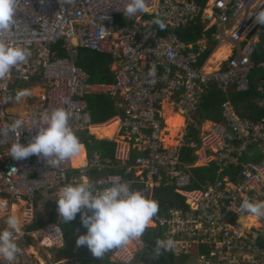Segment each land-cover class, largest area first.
Wrapping results in <instances>:
<instances>
[{"label": "built area", "instance_id": "2783aa9c", "mask_svg": "<svg viewBox=\"0 0 264 264\" xmlns=\"http://www.w3.org/2000/svg\"><path fill=\"white\" fill-rule=\"evenodd\" d=\"M128 2L17 0L13 27L0 33V42L25 47L29 53L27 63L13 67L9 76L0 80V196L26 204V226L16 234L20 252L14 264H33L24 248L30 238L48 242L51 249L63 246L57 194L63 186L78 180L69 177L75 169L74 157L55 168L36 155L13 159L9 149L17 137L8 130L9 125L21 116L25 118L19 142L27 145L37 132L32 118L64 108L70 114V127L85 148L92 144L83 140L90 135L85 119L89 109L86 97L93 92L122 99L124 142L132 144L129 148L118 146L117 165L96 151L91 153L86 168L107 171L95 188L109 186L106 181L113 176L143 192L165 182L185 196L188 207L170 209L168 216L156 215L152 220L162 232L159 241L175 242L168 252L188 256L192 264H264V218H258V226L238 223L244 199L264 201V164L245 160L255 147H264V81L259 84L260 119L240 116L229 101L222 106L224 123L211 122L206 129L208 121L201 115L207 91H249L252 71L264 69V61L256 63L253 59L263 32L261 24H254V13L264 7V0H208L204 9L194 0H146L149 11L133 16L125 11ZM152 15L167 24L165 33ZM196 23L206 30L214 28L218 40L227 34L232 44L231 55L216 71L206 72L198 65L208 50L204 40L189 44L178 34ZM194 46L197 51L191 50ZM58 47L65 56H59ZM82 49L113 58L118 69L112 83H91L90 75L78 65ZM152 69L154 76L149 75ZM36 81L45 85L39 109L31 115L11 113L10 97L17 86ZM165 106L171 108V116L184 119L182 137L174 146L165 140L169 137ZM185 146L194 149L197 161L204 166L216 167L214 182L201 184L194 179L191 170L199 166L181 159ZM133 154L137 157L131 163ZM115 167L124 171L112 173ZM13 168L16 171L10 172ZM194 184L199 187L192 188ZM43 201L51 208L54 220L30 230L36 219V204ZM142 247V240L134 239L104 255L113 264H136ZM70 264L82 262L75 259Z\"/></svg>", "mask_w": 264, "mask_h": 264}, {"label": "clouds", "instance_id": "9594fccd", "mask_svg": "<svg viewBox=\"0 0 264 264\" xmlns=\"http://www.w3.org/2000/svg\"><path fill=\"white\" fill-rule=\"evenodd\" d=\"M16 7L17 0H0V33L7 32L13 27ZM125 11L129 16H133L137 12L147 13L149 7L146 0H129ZM254 15L255 23L261 24L263 30L258 38L257 48L264 33V7L255 11ZM154 23L159 25L161 29L165 28V23L158 18L154 20ZM28 55L29 53L25 47L0 42V80L9 76L13 67L27 63ZM149 75L154 76L155 70H150ZM31 94L29 89L17 90L12 99L20 103ZM230 103L232 104V102ZM237 113L239 114L238 111ZM69 115L66 109L57 108L51 113L44 112L39 117H33L32 126L37 127V132L27 145L19 142L20 132L26 125L25 118L21 116L14 120L8 128L17 137L15 143L9 149L10 156L15 160H23L36 155L44 158L48 165L55 168L66 159L79 155L82 151V145L69 125ZM197 160L198 157L196 164L201 162ZM15 171L16 169L13 168L10 172ZM106 183L109 186L96 189L87 179H83L79 183H69L63 186L57 194V210L62 221L65 223L70 222L79 213L81 223L87 229L85 234L78 236L77 246H86L93 256L102 257L112 249L127 245L136 238H141L147 230L152 229L154 234L159 232V236L156 238L157 252L163 251L172 254L168 251L174 248L175 242L172 239L159 241L161 230L155 228V226L153 228L149 227L159 211V202L146 196L143 191L131 189L129 184L119 176L110 177ZM177 194L181 195L185 201L184 195ZM3 212V207H0V213ZM239 213L241 215L238 223L242 226L252 217L264 218V201L244 199L240 205ZM35 220H40V218L36 216ZM5 223L7 226L0 230V264H3L5 260L9 264H14L17 254L20 252L16 234L22 231V222L16 215L8 214ZM29 240L26 245L31 247L34 240L31 239V243ZM145 246L143 242L142 249ZM24 248L26 251L28 247ZM146 248L148 247L146 246Z\"/></svg>", "mask_w": 264, "mask_h": 264}, {"label": "trees", "instance_id": "16d2710c", "mask_svg": "<svg viewBox=\"0 0 264 264\" xmlns=\"http://www.w3.org/2000/svg\"><path fill=\"white\" fill-rule=\"evenodd\" d=\"M202 9L206 7V3L208 0H194ZM152 19L156 20L157 18L162 20L156 15L151 16ZM163 21V20H162ZM164 22V21H163ZM165 23V22H164ZM159 27V25H157ZM161 33H165L169 27L165 23V28L161 29ZM264 29V25H263ZM215 33L214 28L205 29L203 25L200 23L193 24L186 29H181L178 31L179 36L184 40L186 43L194 44L197 40L203 38L204 35H209L210 37ZM211 48H209L204 55L199 58V66H203L207 59L213 53L215 47L217 46V42L211 40ZM191 50L197 51V47L194 46ZM59 56H65V51L59 49L58 47ZM253 59L256 63L264 61V34L262 37L261 42L256 48L254 53ZM113 62V58L105 55L99 54L96 52L88 51L82 49L80 51V58L78 61V65L83 68L90 76L91 82L96 83H104L109 82L112 78V74L110 72V66ZM111 77V78H110ZM110 78V79H109ZM113 80L111 79V82ZM250 81L251 87L249 91L246 92H238L235 88L228 90L227 92L219 91L217 89H212L207 91L203 95V103L201 106V115L203 118L207 120H214L215 122L224 123V119L222 117V110L223 104L226 101L232 102L235 109L239 112V114L243 117H248L254 121L258 120L263 116L262 109L258 108L257 104L255 103L256 99L260 100L262 98L259 92V84L262 85L264 81V69L256 68L250 74ZM33 83V82H32ZM15 95L10 97L11 100ZM89 102L90 110L93 115V122L95 123H105L112 119L118 112L116 107L113 106L112 101L108 97H102L97 95L88 96L86 98ZM89 139H92L91 137ZM93 145L88 146V150L92 151H99L102 155L104 160L112 161L113 165H117L115 160V153H116V143L110 141H99L92 139ZM194 149L190 147H183L181 159L188 163L194 164L196 162L197 157L194 155ZM137 157L136 154L132 155L131 163H133L134 159ZM254 161L264 164V154L256 155ZM75 163V161H74ZM75 167L76 164H75ZM124 171L123 168L119 167L114 169L112 173H122ZM192 174L194 179L198 183H205V181L209 180L214 182L217 176V169L214 165H209L205 167L199 168H192ZM89 173L94 176L96 175L95 170H89ZM82 173L78 169H74L70 171L69 177L74 175L80 176ZM131 178V176H130ZM138 187V186H137ZM199 187V185L194 184L192 188ZM142 189V188H140ZM148 194L145 193V195ZM190 198L193 195L189 196ZM153 199L159 202V211L156 215L159 217H166L167 212L170 208H180L186 210L188 207L185 204L184 198L177 194L174 189L167 185V183H162V185L154 190V197ZM38 202L36 204V209L38 208ZM53 218L50 219L52 221ZM76 220V223H74ZM70 222H63L61 221V227L64 230V234L66 235V240L68 239L69 233L72 231H83L85 228L81 223V217L78 213L76 218ZM44 225V221L42 220H35L34 223L29 227L31 230H35ZM162 237V232L160 234L159 239ZM158 238L157 234H155V238L152 236L148 239L151 247L157 248V243L154 240ZM31 240V239H30ZM29 240V241H30ZM31 243V241H30ZM154 252L152 248H147ZM195 251V250H194ZM157 253L159 259L154 264H185L188 261V257H180L179 259L172 254H169V260L167 261L160 253ZM195 253V252H194ZM107 264H111L109 260Z\"/></svg>", "mask_w": 264, "mask_h": 264}, {"label": "crops", "instance_id": "0c3cea01", "mask_svg": "<svg viewBox=\"0 0 264 264\" xmlns=\"http://www.w3.org/2000/svg\"><path fill=\"white\" fill-rule=\"evenodd\" d=\"M260 2H261V0H260ZM264 34V33H263ZM202 40H204V43L208 46V48H211V40H214V41H216L217 42V46L215 47V49H214V51H213V53L211 54V56L207 59V61L205 62V64L203 65L204 66V70L205 71H207L208 72V68H214V71H216L217 69H219L220 68V66L223 64V63H225L224 61L225 60H227V58L231 55V53H232V44L230 43V41H229V38H228V35L227 34H225V35H223V38H221L220 40H218L214 35H212L211 37L209 36V35H204L203 36V38H201ZM262 40V39H261ZM229 42V43H228ZM226 43H228V45L226 44ZM222 46H227V47H229V51H230V54H229V56L224 60V61H220L217 65H215V66H212V67H209V61H210V59L212 58V56L215 54V52L219 49V48H221ZM59 49H61V48H59ZM62 50V49H61ZM59 53V52H58ZM117 69H118V65L117 64H115L114 63V60H113V62H112V64H111V66H110V72H111V74H112V80H114V76H115V72L117 71ZM213 72V71H212ZM91 77V76H90ZM109 78V79H110ZM111 79H110V81L109 82H104V83H96V82H91V83H93V84H96V85H98V84H110V83H112L111 82ZM43 86H42V85ZM29 85H31V88L32 87H37V88H42L43 90H45V85H44V83L43 82H41V81H36V82H33V83H31V84H29ZM19 86V85H18ZM18 86H17V89H19L18 88ZM90 96H92V95H97V96H102V97H108V98H110V101H112V103H113V106L114 107H116V109H117V114L112 118V119H110L109 121H107V122H105V123H95V122H93V115H92V112H91V110H90V106H89V109H88V111H87V113H86V116H85V119H86V123H87V125H88V132H89V137H86V136H84L85 138H84V140L83 141H85V140H91L92 141V139H94V140H99V141H110V142H114V143H116V152H117V148H118V146L119 145H124V147L125 148H129L132 144L131 143H125L124 142V140H126V139H124V137H125V135H124V133H123V131H122V128H121V122L123 121V119H124V117H125V107H124V104H123V101H122V99L120 98V97H112V96H110V95H106V94H100V93H95V92H93V93H91V94H89ZM88 95V96H89ZM87 96V97H88ZM86 97V98H87ZM88 101V100H87ZM255 103L257 104V106H258V103H259V99L257 100L256 99V101H255ZM88 104H89V102H88ZM39 105H40V103L39 104H37V106L35 107H32L31 108V106H29L28 104H27V108H25L24 109V107H21V106H18V107H14V108H10V106H9V110H10V112H14V113H16V114H20V115H31L32 113H34V112H36L38 109H39ZM258 108H259V106H258ZM170 110H171V108H168V106H165V108H164V116H165V118H166V122H167V120H168V125H167V127H168V129H170L171 127H172V121H171V118H170V116H171V112H170ZM169 112V113H168ZM176 117H180L179 115H176ZM180 119V118H179ZM182 119V118H181ZM180 119V120H181ZM113 120H118V127H117V129H116V131H115V133H114V135L111 137V138H102V137H99L97 134H95L94 132H92V129L94 128V126H100V125H103V124H108L109 122H111V121H113ZM182 121V124H184V122H183V120H181ZM214 121V120H213ZM212 122V121H211ZM211 122L208 120V122H206L205 124H204V128H209L210 127V125H211ZM215 122V121H214ZM170 125V126H169ZM172 134H175V136L177 135V133L175 132V133H172ZM168 136V135H167ZM166 136V137H167ZM92 138V139H89V138ZM91 145H93V142H92V144ZM170 145V144H169ZM88 144H86V147L84 148V147H82V149H83V154H79V155H77V156H75L73 159H74V161H75V159L76 158H81L82 157V155H83V160L82 161H80V162H83V164H80L79 166H77V167H75V169H78V170H80L81 171V175L80 176H77V175H74V176H72L74 179H77L78 180V183L79 182H81L83 179H87L91 184H93L94 185V187H96V184H97V182L101 179V178H103V176L106 174V170L105 171H95V173H96V175H94V176H92L90 173H89V169L88 168H86V163H87V159H88V157L91 155V153L92 152H94V151H92V150H89L90 151V153H88ZM174 146V145H173ZM263 149V148H262ZM262 149H260L259 147H255L250 153H249V155L247 156V159H245L246 161L248 160V161H250V160H254V158H255V156L256 155H259V154H264L263 153V151H262ZM96 152H98L99 154H100V152L99 151H97V150H95ZM101 155V154H100ZM102 156V155H101ZM107 160V159H106ZM115 160H116V153H115ZM110 161V160H109ZM111 163H112V161H110ZM116 162L117 163H119L117 160H116ZM117 168H119V167H115L114 169H117ZM114 169H112V172H113V170ZM158 187H160V186H157L156 188H158ZM151 192V191H150ZM146 193V192H145ZM152 193H153V197H154V190H152ZM153 197H149V198H152L153 199ZM0 200H5L6 202H9V203H7V207H6V210H5V212L7 211L8 212V210L7 209H9V204H10V202H19L18 203V205H20V203L22 202V203H24L23 201H17V200H15V201H13V200H10L9 198H7V197H4V196H0ZM14 204H16V203H12L11 204V206L12 205H14ZM40 207V204H38V208ZM38 208L36 209V211L38 210ZM49 209H51L50 207H49ZM50 212L52 211V210H49ZM4 212V213H5ZM25 212H26V206H21V208H20V213L22 214V215H25ZM36 213V212H35ZM158 216V215H157ZM51 218H53V220H54V217H53V214H52V212L50 213V215H48L46 218H41L40 220H42V221H44V224H46L48 221H50V219ZM62 221V220H61ZM74 223H76V220H74ZM24 226H26V223H25V217H24V219H23V224H22V227H24ZM83 228H85V227H83ZM64 231V230H63ZM86 231H87V229L85 228L83 231L81 230V231H77V233H79V235L80 234H85L86 233ZM147 232V231H146ZM146 232L144 233V235L146 234ZM143 235V236H144ZM143 236L141 237V238H136L135 240H139V239H141L142 240V242H143ZM145 238L147 239V236H145ZM148 241V240H147ZM65 243H66V237H65V242H64V244H63V246L65 245ZM135 244H136V241H134V247H135ZM62 246V247H63ZM61 247V248H62ZM28 248H31V247H28ZM60 248V249H61ZM28 251V249L26 250V252ZM142 251L143 252H145V254H146V256H145V259H144V256H142L141 254H140V252L138 253V255H137V259H136V264H141V262H144V263H142V264H154L155 262H157V259L158 258H156V256L155 255H153V252L151 251V250H149V249H142ZM31 256V258H32V260H33V264H36V258L35 257H33L32 255H30ZM69 256V257H68ZM71 257V258H70ZM72 258H74L73 256H70V255H67V257H63V260L66 262L67 260H71ZM76 259H78V260H80L81 262H82V264H84V262L79 258V257H75ZM75 260V259H74ZM109 259L108 258H106V256L104 255L103 256V258L102 257H95V256H93V254L91 253V254H89L88 255V257H87V263H85V264H107V261H108ZM146 260H147V262H146ZM73 260H71V262H72ZM109 262L111 263V264H113L110 260H109ZM43 263V261L42 262H40V264H42ZM37 264H39V263H37Z\"/></svg>", "mask_w": 264, "mask_h": 264}, {"label": "rangeland", "instance_id": "374dc122", "mask_svg": "<svg viewBox=\"0 0 264 264\" xmlns=\"http://www.w3.org/2000/svg\"><path fill=\"white\" fill-rule=\"evenodd\" d=\"M120 22L123 23L124 20L120 19ZM228 43H226V44L228 45ZM37 87L35 86V87L31 88V85H29V84H20L18 86V88H19L18 90L29 89L32 94L30 96L24 98V100L22 102H20V103L15 102V100H11L10 108L12 109L14 107L21 106V107H24V109H25V108H27L26 107L27 104L29 106H31V108L34 107V106L36 107L37 104L41 103V100L43 99V94H44V90L42 88H37ZM11 113H14V112H11ZM177 118H179V117H177ZM182 120H183V118H182ZM183 122H184V120H183ZM181 131H182V129H181ZM181 131L180 132H176L177 133L176 137L173 135L174 142H171L173 140H171L169 142L172 143L173 145H176L178 143V141L182 137ZM173 133H175V132H173ZM165 140L168 142V138L167 137L165 138ZM83 152L84 151L82 149L80 154H83ZM88 153H90L89 150H88ZM82 160H83V155H82L81 158L80 157L76 158L75 159L76 166H79L80 164H83V162H80ZM197 166H204V163L203 162H198ZM146 196L153 197L152 190H151V192L149 191L148 194H146ZM7 203H9V202H7ZM12 203L18 204L19 202H10L9 209H7L8 212L6 211L2 216H0V230L4 229L7 226L6 223H5V220H6V216L8 214H11V204ZM49 210L50 209L47 206L46 201L40 202V207L36 211V216L38 218H40V219L41 218L42 219L46 218L51 213ZM149 227L153 228L154 224L151 223ZM69 234L70 235L68 236V239L66 240L65 245L61 249H50L47 246L48 244L41 243L40 241L34 240L31 243L32 244L31 248H27L29 246H27L25 244V247L28 249L27 253L29 255H32L33 257L36 258V264L37 263L40 264V262H42V261L45 264H70L71 260L74 261V259H76L75 257H79L84 262V264L87 263V257H88L89 254H91L90 250L86 246H77L76 240H77V238L79 236V233H77L76 231H72ZM82 234H80V235H82ZM65 237H66V235H65ZM140 254L142 256H144V259H145V256H146L145 252L140 251ZM67 255L73 256L74 258H72L71 260H67L65 262L63 260V257H67ZM247 257H248L249 260H252V257L250 256V254H247ZM102 258H103V256H102ZM146 262H147V260H146ZM142 263H144V262H141V264ZM185 264H192V263H185Z\"/></svg>", "mask_w": 264, "mask_h": 264}, {"label": "bare ground", "instance_id": "6f19581e", "mask_svg": "<svg viewBox=\"0 0 264 264\" xmlns=\"http://www.w3.org/2000/svg\"><path fill=\"white\" fill-rule=\"evenodd\" d=\"M254 24H256V23H254ZM229 54H230L229 47L222 46L221 48H219L215 52V54L210 59L209 67L217 65L220 61H224L229 56ZM207 70H208V72H212V71H214V68H208ZM170 118H171V121H172V127L170 129L167 128L168 129L167 131L169 132L168 142L171 141V140H173L171 142H174L173 135L175 136V134H172V133L173 132H180L181 129L183 128V124H182V121H181L182 117L181 116L179 117L181 120L179 118H177L176 115L175 116H170ZM118 124L119 123H118L117 120H113V121L109 122L108 124H103V125H100V126H94V128L92 129V132H94L95 134H97L99 137H102V138H111L114 135V133H115L117 127H118ZM167 125H168V120H167ZM169 144L173 145L170 142H169ZM74 166H75V163H74ZM21 206L24 207V206H26V204L21 202L20 205H18V204L12 205L11 206V214L16 215L21 220V222L23 224V219H24V217H26V215H22L20 213ZM0 207H3L4 212H5L6 207H7V202L5 200H0ZM4 212L0 213V216H2L4 214ZM258 224H259L258 223V218L252 217L243 226L244 227H249V226H252V225L258 226ZM44 243L48 244L47 246H50V244L48 242H44ZM42 264H45V263L43 262Z\"/></svg>", "mask_w": 264, "mask_h": 264}, {"label": "water", "instance_id": "95a60500", "mask_svg": "<svg viewBox=\"0 0 264 264\" xmlns=\"http://www.w3.org/2000/svg\"><path fill=\"white\" fill-rule=\"evenodd\" d=\"M148 233L152 234V237L155 236L154 231L152 229H149L147 230L146 234L143 236V242L147 247L152 248L154 251H157V248L151 247V245L147 242L145 236H147ZM157 236H159V232L157 233ZM154 242L156 243L157 240H154ZM160 253L166 258L167 261L169 260V255H167L166 252L160 251ZM169 263L172 264L171 262Z\"/></svg>", "mask_w": 264, "mask_h": 264}, {"label": "flooded vegetation", "instance_id": "af4514ba", "mask_svg": "<svg viewBox=\"0 0 264 264\" xmlns=\"http://www.w3.org/2000/svg\"><path fill=\"white\" fill-rule=\"evenodd\" d=\"M151 236H152V234L148 233V234H147V239H146V240H148ZM155 240H156V239H155ZM145 249H146V246H145ZM155 252H157V251H154V252H153V255H155L156 258L159 259L157 253H155ZM158 253H160V252H158ZM166 254L169 255L168 253H166ZM160 255H162V254L160 253ZM169 256H170V255H169ZM162 257H164V256L162 255ZM164 258H165V257H164ZM158 259H157V260H158ZM165 259H166V258H165Z\"/></svg>", "mask_w": 264, "mask_h": 264}]
</instances>
